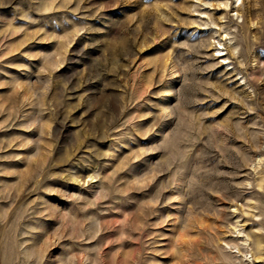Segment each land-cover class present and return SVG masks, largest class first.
Masks as SVG:
<instances>
[{"label":"rangeland","instance_id":"obj_1","mask_svg":"<svg viewBox=\"0 0 264 264\" xmlns=\"http://www.w3.org/2000/svg\"><path fill=\"white\" fill-rule=\"evenodd\" d=\"M0 264H264V0H0Z\"/></svg>","mask_w":264,"mask_h":264}]
</instances>
